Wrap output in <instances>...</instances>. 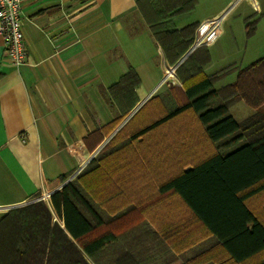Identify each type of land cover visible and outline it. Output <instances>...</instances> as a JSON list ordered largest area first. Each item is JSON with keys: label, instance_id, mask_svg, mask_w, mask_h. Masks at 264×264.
<instances>
[{"label": "crops", "instance_id": "0c3cea01", "mask_svg": "<svg viewBox=\"0 0 264 264\" xmlns=\"http://www.w3.org/2000/svg\"><path fill=\"white\" fill-rule=\"evenodd\" d=\"M237 1L197 0L193 11L174 18L177 28L191 22H197V28L191 46L170 65L135 0H28L22 8L26 64H10L3 55L0 36V215L42 200L51 223H57L73 240L50 196L88 168L92 170L88 181L101 173L100 182L81 185L103 219L91 237L112 231L122 240L114 248L117 253L130 250L142 256L138 257L140 264H162L175 253L171 251L172 224L188 214L203 230L193 252L202 260L199 264H256L264 260V249L242 261L234 260L175 192H158L161 183L211 153L204 145H216L203 133L193 131L190 135L188 111L129 139L134 130L176 106L150 101L177 86L182 89L175 70L199 47H207L211 61L212 47ZM253 5L257 12H264L256 0ZM129 67L140 80L136 100L129 113L115 122L120 108L107 88ZM194 125L200 126L195 121ZM121 131L112 147L110 141ZM230 145H221L218 151H226ZM99 154L102 160L98 162ZM100 163L101 171L91 168ZM121 173L157 179L142 178L140 194L120 201L115 198L122 187L120 179L112 182L108 176ZM60 175H66L65 180L48 188L47 183ZM262 192L248 197L246 203L264 221ZM254 197L258 199L255 206L251 203ZM177 205L179 213L173 207ZM115 214L118 219L112 220ZM173 257L189 264L178 254Z\"/></svg>", "mask_w": 264, "mask_h": 264}, {"label": "trees", "instance_id": "16d2710c", "mask_svg": "<svg viewBox=\"0 0 264 264\" xmlns=\"http://www.w3.org/2000/svg\"><path fill=\"white\" fill-rule=\"evenodd\" d=\"M135 3L168 63L173 65L191 46L197 28V22L177 28L174 18L193 11L197 0H135ZM252 30L248 29V34ZM209 61L207 47L192 52L175 70L182 89L177 86L150 101L176 106L134 130L129 139L144 135L184 111L194 117L207 141L216 145L207 157L161 183L158 192H175L227 253L242 261L264 249V221L246 203L248 197L264 191V113L256 111L236 121L228 109L239 100L252 108L264 104V57L243 68L233 66L207 75L203 67ZM232 71L236 72L235 80L215 88ZM139 81L137 72L129 67L107 88L120 108L115 122L129 113ZM123 106L125 109H121ZM122 132L110 141L112 147ZM229 142V149L218 151ZM91 168L101 171V163ZM90 170L87 168L50 196L56 214L73 240L57 223H51V214L42 200L12 209L0 215V264H140L130 250H123L122 254L115 251L122 240L112 231L91 237L103 225V219L87 197L88 190L81 187L88 182ZM65 178L66 175H60L49 181L47 187L51 189ZM113 219H118V215ZM162 264L185 263L172 256ZM256 264H264V260Z\"/></svg>", "mask_w": 264, "mask_h": 264}, {"label": "rangeland", "instance_id": "374dc122", "mask_svg": "<svg viewBox=\"0 0 264 264\" xmlns=\"http://www.w3.org/2000/svg\"><path fill=\"white\" fill-rule=\"evenodd\" d=\"M256 3L258 4L260 10H264V0H256ZM190 16H193V13L190 14ZM190 16L189 18L191 19ZM248 29H253L251 34H248ZM260 57H264V12H257V9L253 5V0H238L233 8V11L223 23V34L219 36L217 42L212 47V59L203 67V72L210 75L220 71L221 69L233 66L237 67V69L243 68ZM235 76L236 72L232 71L228 76L217 82L215 84V88H219L226 83L233 82L235 80ZM256 111L264 113V104L260 105L258 108H252L244 101L239 100L228 109L229 114L236 121H241ZM143 113L144 111L142 114ZM186 118L190 121V135L194 132L202 135L203 132L201 127L199 125H194V117L189 115ZM128 128L129 127H127V129ZM211 146L212 145L208 143L204 145V149L206 148L208 151H212ZM189 161L193 162L195 160ZM151 176L154 179H157V176L154 175H133L129 173L114 174L108 177L112 182H117L120 179V185L122 187L117 190L118 192H116L115 198L120 201H124L125 197L128 195H139V182L142 178L144 179ZM96 181H101V173L99 172H97L94 177L90 178L88 182L93 183ZM260 199H264V192L261 193ZM256 200H258L257 197H254V199L251 200V203L254 204H252L253 206L256 205ZM173 207L175 208V211H178V205ZM261 209H264V207ZM179 219L180 218L177 219V223L172 224L173 230H171L170 237L172 240L171 242L173 243V249H171V251L182 256L189 264H199L202 260L199 261V259H196L198 256H194L193 252L195 250L194 248L200 241L198 236L201 237L203 235V230L200 225L194 223L193 218L188 214L186 217H182L181 221H179ZM185 219L188 223L186 226L184 224L186 223ZM168 233L169 232H167V234ZM185 237H187L188 244H185ZM183 243L185 245H183ZM179 244H182V246ZM185 247H188L189 250H185ZM182 251L184 252L182 253ZM175 253L169 255L175 256ZM137 257L142 256L137 255ZM89 264L93 263L89 262Z\"/></svg>", "mask_w": 264, "mask_h": 264}, {"label": "built area", "instance_id": "2783aa9c", "mask_svg": "<svg viewBox=\"0 0 264 264\" xmlns=\"http://www.w3.org/2000/svg\"><path fill=\"white\" fill-rule=\"evenodd\" d=\"M28 0H0V36L3 38V55L12 66L27 63L24 44L22 8Z\"/></svg>", "mask_w": 264, "mask_h": 264}]
</instances>
